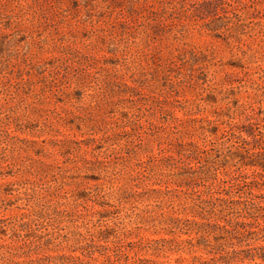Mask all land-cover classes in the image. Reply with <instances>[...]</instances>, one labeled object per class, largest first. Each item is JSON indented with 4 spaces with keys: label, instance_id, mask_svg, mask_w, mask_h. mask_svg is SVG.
<instances>
[{
    "label": "rangeland",
    "instance_id": "rangeland-1",
    "mask_svg": "<svg viewBox=\"0 0 264 264\" xmlns=\"http://www.w3.org/2000/svg\"><path fill=\"white\" fill-rule=\"evenodd\" d=\"M0 264H264V0H0Z\"/></svg>",
    "mask_w": 264,
    "mask_h": 264
},
{
    "label": "trees",
    "instance_id": "trees-1",
    "mask_svg": "<svg viewBox=\"0 0 264 264\" xmlns=\"http://www.w3.org/2000/svg\"><path fill=\"white\" fill-rule=\"evenodd\" d=\"M194 207L195 208H198V209H200V210H204V207H203V205L202 204H194Z\"/></svg>",
    "mask_w": 264,
    "mask_h": 264
}]
</instances>
